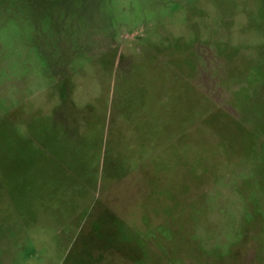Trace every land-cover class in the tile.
I'll list each match as a JSON object with an SVG mask.
<instances>
[{"label": "rangeland", "instance_id": "1", "mask_svg": "<svg viewBox=\"0 0 264 264\" xmlns=\"http://www.w3.org/2000/svg\"><path fill=\"white\" fill-rule=\"evenodd\" d=\"M0 264H264V0H0Z\"/></svg>", "mask_w": 264, "mask_h": 264}]
</instances>
